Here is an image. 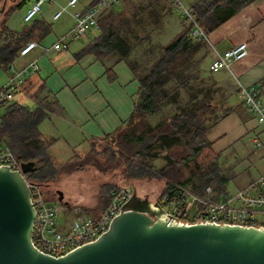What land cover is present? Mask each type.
<instances>
[{
	"label": "trees",
	"instance_id": "1",
	"mask_svg": "<svg viewBox=\"0 0 264 264\" xmlns=\"http://www.w3.org/2000/svg\"><path fill=\"white\" fill-rule=\"evenodd\" d=\"M251 1L194 0L187 8L208 33ZM24 2L12 0L1 6L0 0V69H7L28 40L40 42L51 32L52 24L35 16L24 21L21 28L8 27L7 19ZM143 24L137 12L126 14L124 6L109 7L98 17L99 33L76 54L78 57L90 53L100 61L113 55V61L104 67L108 80L115 77L113 65L122 60L137 82L128 116L102 137H88L85 152L73 150L68 160L53 161L49 141L41 138L38 124L51 112L64 110L51 91H44L43 81L29 93L35 100L33 107L15 100L0 101V145H7L21 163L32 162V167L24 172L27 180L36 182L43 190L63 173L87 167L99 172L117 170L119 177L130 185L131 180L142 178L161 180L162 187L152 199L159 204L177 184L197 193L207 185L218 193L227 190L231 173L220 166L219 155L207 138L208 130L229 111L215 96L211 71L202 66L209 54L208 44L203 39H193L192 24L183 19L176 34L154 48L151 41L156 26L147 28ZM205 77L207 83L202 84ZM158 157L164 161L154 165ZM120 187L116 183H102L97 205L81 207V214L96 217L107 205L110 189ZM42 193L47 202L57 198V193L52 197ZM58 204L71 206L63 200Z\"/></svg>",
	"mask_w": 264,
	"mask_h": 264
},
{
	"label": "water",
	"instance_id": "2",
	"mask_svg": "<svg viewBox=\"0 0 264 264\" xmlns=\"http://www.w3.org/2000/svg\"><path fill=\"white\" fill-rule=\"evenodd\" d=\"M0 165V264H264V226L176 219L131 193L107 229L61 255L31 238L35 209L23 173ZM57 201L62 192L57 190Z\"/></svg>",
	"mask_w": 264,
	"mask_h": 264
},
{
	"label": "built area",
	"instance_id": "3",
	"mask_svg": "<svg viewBox=\"0 0 264 264\" xmlns=\"http://www.w3.org/2000/svg\"><path fill=\"white\" fill-rule=\"evenodd\" d=\"M46 1L35 0L34 4L23 14V21L32 19L40 11L41 4ZM48 1L53 2L54 0ZM75 1L68 0L67 6L73 5ZM119 1L95 0L88 6L70 13L72 25L50 46H39V42L28 40L19 48L18 55H25L37 46L41 47L43 52L50 49L61 50L66 48L68 41L79 38L91 28H99L98 15L101 10L115 6ZM171 3L180 10L184 16L183 19L192 24L190 34L193 39H203L212 50L213 58L209 63L210 71L219 69L230 71L231 62L241 59L245 55V41L228 47L222 52L217 51L209 44L207 33L194 20L189 8L184 7L179 0H171ZM67 6L56 9L52 14V19H58L61 12L67 11ZM7 69L11 71V74L0 87V101L10 100L16 89L23 84L24 79L31 73L38 71L39 66L34 58L18 68L11 62ZM235 82L238 97L255 116L258 125L264 126V102L258 94L257 87L245 85L237 78ZM256 144L260 145V142L257 141ZM21 164L7 145H0V165H6L22 173ZM24 179L28 183L32 207L35 209L31 229L32 242L42 252L54 256L94 240L98 234L107 229L111 219L118 213L120 205L130 195L129 187L110 189V199L96 217L76 213L70 222L60 225L57 215L62 206L58 203L47 202L44 199L41 186L25 177ZM160 202L167 215L182 221L195 222L201 220L221 224L264 226V172L234 191L226 190L220 193L209 185L201 193H197L188 186L177 184L172 193L164 195Z\"/></svg>",
	"mask_w": 264,
	"mask_h": 264
},
{
	"label": "crops",
	"instance_id": "4",
	"mask_svg": "<svg viewBox=\"0 0 264 264\" xmlns=\"http://www.w3.org/2000/svg\"><path fill=\"white\" fill-rule=\"evenodd\" d=\"M10 1L12 0H7V2ZM93 1L94 0H88V2L82 3L79 6V9L88 6ZM187 1L190 5L194 0ZM77 2L78 0L70 6L75 7ZM171 5V0H126V5L123 4L122 7L124 6L126 14L137 12L147 28L155 25L156 29H154V31L156 32L160 27V22H162L161 17L165 15L167 8ZM48 6L49 5L44 6L41 10V17L47 22L49 21L47 19H52V13L48 11ZM106 10L107 8L101 10L98 17L103 15ZM156 18L157 22H155ZM49 22L52 24L51 21ZM70 23L71 21L69 19L68 25ZM8 27L10 26L8 25ZM206 35L208 36L209 44L219 52H222L228 47L234 46L242 41L246 42L245 55L241 59L231 62L230 71L219 69L210 72L213 87L215 89V96L223 106L229 108V111L207 132V138L212 141V150L219 155L218 160L220 166L227 169L229 168L228 171L231 173L229 181L233 180V183L241 184L242 179L248 175V169L246 170V168H242L238 172L234 171V167L236 166L235 163H237V161L248 160L253 166L257 167V170L259 168L264 172V149H262L264 148V145L262 142L260 145L256 144L259 140L258 134H260L261 130L263 131V128L258 130L260 124L258 125L255 116L247 109L238 97L235 82V79L237 78L245 85H254L257 87L258 94L264 102V80H262L264 79V0H253L250 3L243 5V7H241L236 13L228 17L227 20H224ZM37 48L38 46L34 47L25 55H17L12 61L13 64L16 63L17 65H21L22 63H25L26 58L30 56L32 58L40 57L41 52L38 51ZM209 52L211 53V58H213V52L210 48ZM113 59L114 56L109 55L100 61L90 53L78 56L76 63L72 62L74 67L71 72L68 74L66 73V75L65 72H62V75L59 78H57L52 72H49L46 79H42L39 74V68L34 74L31 76L29 75L30 77L27 76L24 79L25 83L21 84L16 90L29 95V93L37 88L39 82L43 81L45 85L44 91L46 89L51 91L64 110L65 106L63 104L65 101L63 100V97H66V99H70L71 101L73 98L71 94L66 92L65 86H69L68 83L77 86L78 83L80 84L87 80L88 85L79 90V95L81 98L82 96L92 94L95 96L97 90L95 89L94 77L95 75H104L105 64H110ZM211 60L212 59H210V61ZM210 61L208 60L207 64H209ZM40 62L44 67L43 69L48 72L50 67L48 66L46 59L41 57ZM121 62L123 61L120 60L113 65V71L115 69L117 70V66H119ZM119 70L123 71L122 67ZM116 88L119 89V86ZM117 94H119L118 91ZM74 96L78 97L77 94H74ZM109 96L106 94V97L112 101ZM101 102L103 101L101 100L99 103ZM111 103L114 107L113 110L108 109L109 112L107 113V116H100V121L98 123H72L73 131L67 134V136L65 135V142H67L69 146L72 145L74 148V146L79 143L80 138L85 135H90V137H102L104 133H108L118 126L120 121L127 116L126 111H129V109L126 104L121 107L118 104ZM107 105H109V103L106 100V106ZM95 107L97 106H93L94 110L96 109ZM89 109L92 110V107ZM77 115L83 122V116L80 114V111ZM105 117L108 118L107 121L105 120ZM52 141V139L49 141V153ZM254 145L260 146L261 149H252V146ZM73 150L74 149H72V151ZM58 219L61 223L60 225L69 222L62 217H59Z\"/></svg>",
	"mask_w": 264,
	"mask_h": 264
},
{
	"label": "rangeland",
	"instance_id": "5",
	"mask_svg": "<svg viewBox=\"0 0 264 264\" xmlns=\"http://www.w3.org/2000/svg\"><path fill=\"white\" fill-rule=\"evenodd\" d=\"M179 1L184 7H189V3L187 0ZM34 2L35 0H25V2L21 4L20 8L13 11L9 16L7 24L11 28H21V26L25 23L22 19V16L34 4ZM85 2H88V0H78L75 7L67 6L68 0H54L53 2H49L47 0L46 2H43L40 6V11L36 13L35 17H41V10L46 5H49L48 11H50V13L52 14L59 7L67 6V11L61 12V15L56 20L47 19L52 22V29L46 37L47 40L44 37V39L39 42V46H50L51 42L56 41L68 28H70L69 26L72 25V18L70 16V13L80 10L79 6ZM7 3V0H2L1 6H5ZM123 4L126 5V0H120L119 3L115 5V7L120 8ZM183 18V14L180 12V10L176 9L173 4L169 8H167L165 15L161 17L162 22H160L161 24L158 31L153 34V39L151 41L153 47L157 48L160 44L169 41L170 38H172V35L176 34ZM69 19L71 23L68 25ZM98 33L99 28H91L90 30L82 34L79 38L68 41V47L59 51L50 49L46 52H43L41 47H38V51L41 52L40 57H27L25 63H22L21 65H17L16 63H14V66L18 68L22 65L27 64L30 60L35 58L40 68L39 74L42 79H46L49 72H52L56 75L57 78H59L62 75V72H65V75L66 73L68 74L71 72L74 67L72 65V62L76 63L78 59V57H76L77 52ZM41 57H44L46 59L48 66L50 67V70L48 69V72L43 69L44 67L40 62ZM210 59L212 58L211 53L209 52L202 64L205 69H209V64L207 63L208 60L210 61ZM121 67L123 71L119 70ZM117 70H114L115 77L112 80H108L105 74L101 76L95 75V89L97 90L95 96L92 94L82 96V98L80 97L79 90L88 85L87 80L81 82L80 84L78 83L77 86L75 84L68 83L69 86L66 85L65 90L68 94H71L73 96L72 101L70 99H66V97H63V100L65 101L63 104L65 106L64 111H53L49 114L48 117H45L39 122L38 130L40 132V135L42 136L41 138H44L46 141H50L51 139L53 140L50 147V155L53 158V161L61 162L65 161L66 159L68 160L71 155L72 149L76 150L79 153H83L88 148V137H90V135H85L84 137L80 138L79 143H77L74 148L72 147V145L69 146L67 142H65V135L67 136V134L73 131L72 123H98L100 121V116H107L109 110H113L114 107L111 102L118 104L121 107L126 104L129 109V111H126V114L128 116V114L132 110L133 101L136 97L135 92L137 88V82L124 61L121 62L119 66H117ZM10 74V70L0 69V87L7 81V78ZM32 74L34 73H31L30 76ZM206 81L207 77H205V80L202 78L201 83L206 84ZM115 86H119L120 91ZM117 91L119 92V94H117ZM74 94H77L78 97H75ZM106 94H108V96L110 95L109 97L112 101H110L106 97ZM12 100L25 104L29 107H33L35 105V100L30 95L23 94L22 92L17 90L13 93V96L9 101ZM101 100L103 102L99 103ZM106 100L109 103V105L107 106ZM93 106H97L95 107V110ZM90 107H92V110L89 109ZM79 111L83 116V122L77 115ZM2 112L3 107L0 105V114ZM105 120L107 121L108 118L105 117ZM261 128H263V131L261 130L260 134H258V141L260 143L262 142L264 145V126L260 125L258 130H260ZM255 148L256 150L261 149L260 146H252V149ZM163 161L164 160L162 157H158L154 161V165H160ZM235 165L236 166L234 167V171L238 172L242 168H246V170L248 169V175L242 179L241 184H236L235 182L233 183V180L229 181L226 186L228 191H234L236 188L243 186V184H246L248 180L256 178L263 172V170H260L259 168L257 170V167L253 166L248 160H239L237 161V163H235ZM131 182L134 187V192L133 188L131 187L132 185H130L129 183H125L124 180L119 177L117 170L99 172L96 168L87 167L78 171L63 173L59 175L54 181L43 187V191L44 193H46L47 197H52L53 194H56L55 191L57 190L62 192V200L67 202L71 206L69 209H66V207L63 206L64 204L60 205L62 206V209L58 213L57 218L62 217L63 219H66L70 222L71 218H73L76 213H81V207L84 206L86 208H90L94 205H97V192L99 186L102 183H116L123 188L129 187L130 194L133 192V194H135L136 196L147 197L151 201L157 196L159 190L162 187V181L157 179L142 178L131 180ZM51 202L57 204V198L51 199Z\"/></svg>",
	"mask_w": 264,
	"mask_h": 264
}]
</instances>
